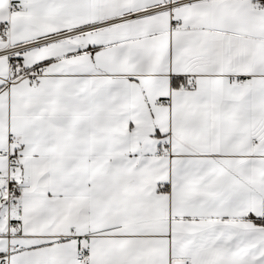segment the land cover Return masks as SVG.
<instances>
[{
	"label": "snow or ice",
	"instance_id": "snow-or-ice-1",
	"mask_svg": "<svg viewBox=\"0 0 264 264\" xmlns=\"http://www.w3.org/2000/svg\"><path fill=\"white\" fill-rule=\"evenodd\" d=\"M0 264H264V0H0Z\"/></svg>",
	"mask_w": 264,
	"mask_h": 264
}]
</instances>
